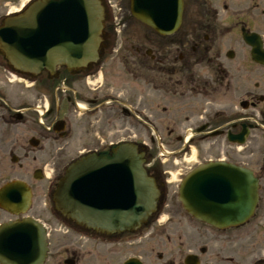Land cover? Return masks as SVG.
I'll return each mask as SVG.
<instances>
[{
  "label": "flooded vegetation",
  "instance_id": "af4514ba",
  "mask_svg": "<svg viewBox=\"0 0 264 264\" xmlns=\"http://www.w3.org/2000/svg\"><path fill=\"white\" fill-rule=\"evenodd\" d=\"M21 1L0 0V29ZM181 1L179 26L161 34L134 19L130 0H101L103 40L98 62L86 69L32 73L0 53V188L17 182L29 192L13 211L0 201V227L23 219L42 224L41 264H264V0ZM115 135L121 138L112 141ZM128 135H150L134 141L145 146L146 172L161 193L158 210L131 233L77 226L55 209L52 192L71 162L108 152ZM152 135L166 136L175 168L155 162L160 146ZM227 135H244L243 147ZM203 144L256 178V205L243 224L214 228L178 202L172 187L191 169L193 150L195 164L212 160ZM119 176L109 182L125 185ZM127 192L120 186L101 197L118 201Z\"/></svg>",
  "mask_w": 264,
  "mask_h": 264
},
{
  "label": "water",
  "instance_id": "95a60500",
  "mask_svg": "<svg viewBox=\"0 0 264 264\" xmlns=\"http://www.w3.org/2000/svg\"><path fill=\"white\" fill-rule=\"evenodd\" d=\"M180 8V0H131L132 14L161 32L175 27L173 16L179 14ZM100 22L99 0H35L23 14L5 20L0 29V52L15 68L32 73L44 68L53 71L57 64L69 69L84 68L96 60ZM142 163V153L132 143L116 144L109 152L82 157L70 164L60 179L53 193L55 208L78 225L101 232L139 228L155 209L159 196ZM120 164L124 165L122 170L115 168ZM110 167L114 168L109 170ZM101 172L104 175L100 177ZM116 172H122V180L127 181V198L121 201L101 197V191L107 193L120 185L109 182L120 179L114 176ZM19 193L25 204L27 193L19 184L10 183L0 191L3 202L9 205L18 202ZM179 195L189 214L222 228L242 223L250 216L256 202V182L245 169L213 162L189 173ZM8 204L2 203L12 211ZM45 250V233L33 221L0 228L3 264H38Z\"/></svg>",
  "mask_w": 264,
  "mask_h": 264
},
{
  "label": "rangeland",
  "instance_id": "374dc122",
  "mask_svg": "<svg viewBox=\"0 0 264 264\" xmlns=\"http://www.w3.org/2000/svg\"><path fill=\"white\" fill-rule=\"evenodd\" d=\"M9 6H11V5H9ZM19 5L17 4L16 5V8L18 7ZM116 49H118V46H117V48ZM121 50V49H120ZM122 51V50H121ZM114 52V51H113ZM115 62H120L119 61V59H115ZM116 66V65H115ZM149 136L150 135H137V137L136 138H133V135H128V137L126 138V140H134V139H136L137 141H140V140H146V142H148V140H149ZM159 137H160V141L162 142L163 141V144L165 145V147L167 148V149H170V146L169 145H167V138H166V136L165 135H158ZM121 137L120 136H118V135H115V136H112L111 137V140L112 141H115V140H117V139H120ZM163 139H166V140H163ZM259 142H261V140H259ZM59 143H60V141H59ZM152 146V149L154 150L155 149V145L153 146V145H151ZM263 147V146H262ZM211 152H212V156L215 158V157H218V156H216V152L214 151V150H211ZM241 154V153H240ZM225 155V154H224ZM240 160H242V159H240ZM155 162L157 163V164H159V166H162V167H166V166H168V167H173L174 165H173V163H171L170 162V160L168 161V162H166L165 164H162L161 162H160V159H157V160H155ZM190 166L192 165V160H191V162H189L188 163ZM174 168H175V166H174ZM173 171V170H172ZM181 171H186V170H184L183 168H182V170ZM48 175H51V172L50 171H48ZM180 176H178V175H174V177H172V179L173 180H175L176 178H179ZM176 189V187H172V190H175ZM124 253H125V251H124ZM124 253H122L121 254V257H120V252H119V254H116L115 256H113L112 257V260H118L119 259V257H120V259L124 256Z\"/></svg>",
  "mask_w": 264,
  "mask_h": 264
},
{
  "label": "bare ground",
  "instance_id": "6f19581e",
  "mask_svg": "<svg viewBox=\"0 0 264 264\" xmlns=\"http://www.w3.org/2000/svg\"><path fill=\"white\" fill-rule=\"evenodd\" d=\"M121 175H122V172H121Z\"/></svg>",
  "mask_w": 264,
  "mask_h": 264
}]
</instances>
